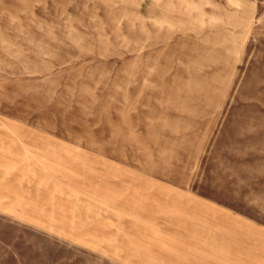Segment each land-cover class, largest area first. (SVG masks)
<instances>
[{
	"label": "rangeland",
	"instance_id": "obj_1",
	"mask_svg": "<svg viewBox=\"0 0 264 264\" xmlns=\"http://www.w3.org/2000/svg\"><path fill=\"white\" fill-rule=\"evenodd\" d=\"M0 264H264V0H0Z\"/></svg>",
	"mask_w": 264,
	"mask_h": 264
}]
</instances>
